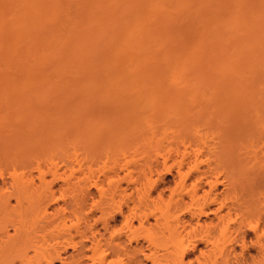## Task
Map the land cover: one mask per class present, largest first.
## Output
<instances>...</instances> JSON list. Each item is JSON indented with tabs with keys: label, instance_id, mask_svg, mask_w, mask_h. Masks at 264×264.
Here are the masks:
<instances>
[{
	"label": "bare ground",
	"instance_id": "bare-ground-1",
	"mask_svg": "<svg viewBox=\"0 0 264 264\" xmlns=\"http://www.w3.org/2000/svg\"><path fill=\"white\" fill-rule=\"evenodd\" d=\"M151 117L170 118L184 130L179 143L183 157H195L188 168L193 180L177 160L179 179L167 194L158 191L152 163L144 181H129L127 160L128 185L116 171L120 178L113 183L109 175V189L91 183L99 198L87 210L81 178L87 169L93 176L91 164L80 165L81 175L74 161L71 171L82 182L73 181L80 188L70 194L77 198L83 188L84 199L49 211L43 199H54L57 190L47 184L65 174L55 154L70 143L88 153L111 145L127 153L138 136L153 137L146 134ZM32 144L42 150L36 168L45 223L35 244L21 207L28 191L24 150ZM0 151L13 169V190H6V178L0 187V264H216L219 257L224 264L237 246L242 255L255 246L264 252V0H0ZM240 184L245 202L227 203ZM263 252L242 264H264Z\"/></svg>",
	"mask_w": 264,
	"mask_h": 264
},
{
	"label": "rangeland",
	"instance_id": "rangeland-1",
	"mask_svg": "<svg viewBox=\"0 0 264 264\" xmlns=\"http://www.w3.org/2000/svg\"><path fill=\"white\" fill-rule=\"evenodd\" d=\"M13 71H9L10 73H11V75H13L14 77H17L18 75L17 74H19L18 73V71H16L15 69H12ZM17 72V73H16ZM20 72V71H19ZM14 73V74H13ZM21 73V72H20ZM15 75H17V76H15ZM19 76H20V74H19ZM174 92H177V91H174ZM158 113H160V112H158ZM168 113V110H166L165 109V111H161V114L162 115H164V114H167ZM159 119H162V120H159ZM168 119H170V118H163V117H157V119L156 120H154L152 117L149 119V121L148 122H150V123H153V125H152V127L153 128H149L150 130L146 133L147 134V136L150 134V136H153L152 138L150 137L149 138V136L148 137H145L144 135H143V138H145L146 140H145V142L143 141L144 139L142 138V135H140V137L138 136V138H137V140H135V141H137V142H135L134 141V145H131L132 147L134 146V148H132L131 150H129V151H127V153H126V151L123 153L122 151H124L126 148L125 147H115L114 145H111V146H107V147H105V148H103L102 150H100V151H98V152H96V153H91L90 151H89V153L88 152H86L87 150L85 149L84 150V148L82 147V146H80V145H78L77 144V146H76V144H74V143H70V145H69V147H66L63 151H61V152H59V153H57V154H55L54 156H53V158H54V160H55V162L56 163H58V165L60 166V168H59V174L61 175L62 174V170H63V172L65 171V174H66V171H68L69 172V170L71 171V167L74 169V168H76L77 167V164L79 163V167H77L76 169L78 170V168H79V171H81V175H82V170H80V169H82L81 167H80V165L82 166L83 164H84V162H85V167H86V164H87V167H89L90 166V164H91V169H92V172H93V176L91 177V172H89L88 173V169L86 170V171H84V172H86V174H87V176L88 177H91V179L89 180V181H87V179H88V177L87 178H85L83 175H82V180H83V183H86V184H83V186H81V187H83V188H85L84 190H86L85 192H83V188H81V189H79V190H77L76 192H79L78 193V197L77 198H75L74 196L76 195V193L73 195V194H70V193H72L73 191H71V190H73L74 189V191L76 190V188L78 187V184H74L75 182H76V180L78 181V183H80V179H78L81 175L79 174L80 172L79 171H77L76 169L74 170V172L73 171H71V173L73 174V175H75L76 174V176H73V175H70L68 172H67V176L63 173V175H61L62 177H64V176H66L67 178V180L65 179V177L64 178H62V177H60V178H62L61 180H60V178L59 179H57V181L55 180V182L54 181H52V182H49V183H53L52 184V186L51 185H49V183L47 184L48 185V188H53V189H55V190H57V192H56V197L54 198V199H46V204H45V200L43 199V201H44V203H43V201H40V202H42L45 206H48L49 207V211H55L56 209H58L59 207H61V206H64L65 208H70V206L68 207V204L69 205H71V209L72 208H74V204H76L77 206H78V204L79 203H82L80 200H81V198H82V192H83V194H85L86 195V197H85V195H84V197L86 198V201H87V210L89 209V207L91 206V203H92V200H93V198L96 200V199H98L99 198V196H98V192L96 191V189H95V187L92 185V184H94L95 182H97L98 180L100 181V183H102V185H103V187L104 188H106V189H109L108 187H112V186H110V183H109V179L111 180V179H114L115 178V181H113V183H115V182H117L118 180H119V178L121 177V178H125V180H124V182L123 181H121V180H123V179H121L119 182L121 183L122 182V185L123 186H127L128 184H127V182H128V179L130 178V176H128V175H126V174H128V170H127V168L125 167V165H126V161L127 160H131V165L130 166H128V169L131 171V176H132V178H130V180L129 181H131V179H133V180H136V179H139V181H144L149 175H150V166H151V163H152V165L153 166H151V168L153 169L152 171H155V172H152L153 173V175H152V177L155 179L156 177V179H159L158 177H160V179H159V181H160V185H159V189H158V191H160L161 189L162 190H164V192L165 193H167V194H169V192H170V187L172 188V187H174V185H175V181H178V179H179V177H177V175H178V170H179V168L181 167V166H179L181 163H183V168H182V170L184 171V172H187V170H188V168H189V165L190 164H192L194 161H193V159L195 158L194 157V155L193 154H191L192 156H190V154L189 155H186V157L184 158L183 157V155H182V151H184V145L182 144V143H179L180 142V140H182L183 139V133H184V130H181V126H179L178 124H173L172 126H171V122L170 121H168ZM158 121V122H157ZM21 123H22V121H20ZM156 123H157V125L159 126V125H162L161 127H158L157 125H156ZM171 123V124H170ZM13 124L16 126V124H17V126H21V124L19 125V121L18 122H16V121H13L12 123H11V125L10 126H12L13 127ZM168 124V125H167ZM165 125H167V126H165ZM157 127V128H156ZM168 130V132H171V134L173 135V133H174V137L173 136H171V134L170 133H167V131H162V130ZM152 132H154L153 134H152ZM159 132V133H158ZM156 133V134H155ZM163 133H166V134H168V135H166V134H164L167 138L165 139V137H164V135H163ZM160 134V135H159ZM162 134V135H161ZM160 136V137H159ZM161 136H163V138H164V140H166L165 142H163V143H161L160 144V141L162 142L163 141V139H162V137ZM170 136V137H169ZM213 135H210V136H208V138H211ZM157 138V139H155V138ZM173 137V138H172ZM147 138H149V140H147ZM161 138V139H160ZM157 140V142H158V144H154V142L155 143H157L155 140ZM170 139V140H169ZM173 139V140H172ZM178 141H177V140ZM195 139H197V142H198V148L199 149H205V151H206V149L207 148H204V144H203V142L202 141H200V138L199 137H195ZM198 139H199V141H198ZM159 140V141H158ZM170 142H169V141ZM138 141H139V144H138ZM146 141H149V144L151 145V146H147L148 145V143L146 142ZM150 141L152 142V143H150ZM154 141V142H153ZM168 142V144H166ZM176 142V144H174ZM200 142V143H199ZM147 143V144H146ZM170 143H172V144H170ZM154 144V145H153ZM163 144V145H162ZM30 145V144H29ZM28 145V146H29ZM33 145V144H32ZM31 145V146H32ZM75 145V146H74ZM157 145L158 146H160V147H157ZM170 145V146H174V147H172V148H170V146L168 147V146ZM176 145V146H175ZM179 145V146H178ZM181 145V146H180ZM29 147V149L27 148L26 150H24L25 152L26 151H29V153H27L26 152V154H28L27 155V159L26 160H28L29 161V163L27 164V165H29V167H28V173H27V168L26 169H24L23 171L24 172H26L25 173V182H26V184L27 185H24V186H27V189L26 190H28L27 191V194H26V197L24 198V200H23V202H22V208L24 209V217H23V225H24V230L26 231L27 230V232H28V239L30 240V242H31V244H35V243H37L39 240H41V232H43L42 230H39V228L41 229V226H39V225H41L42 224V226H43V224L45 225V223H43L44 221L42 220L41 221V217L40 216H42V214H41V210L39 209V205H40V202L38 201V199H39V196L40 195H38V193L39 192H41V188H39L40 187V180H39V173H38V170H37V168H36V166H37V162H39V157H41L42 156V150H41V148L40 147H37L38 145H33V147ZM68 146V145H67ZM27 147V146H26ZM129 147V146H128ZM178 147V148H177ZM181 149H180V148ZM245 147H246V151L247 152H245L244 151V153L247 155V153H248V156L250 157V149L251 148H249L250 147V144L249 143H246L245 144ZM122 148L124 149V150H122ZM130 148V147H129ZM249 148V149H248ZM75 149V150H74ZM120 149L122 150V151H120ZM168 149H170V152H169V150ZM174 149L175 150V152H174V150L172 151V150ZM180 149V150H179ZM188 150H187V152L188 151H190L189 150V148H187ZM250 151H248V150ZM77 150V151H76ZM177 150V151H176ZM245 150V149H244ZM84 151V152H83ZM24 153V152H23ZM39 153H41L40 155H39ZM65 153V154H64ZM176 153V154H175ZM178 153V154H177ZM64 155V158H65V156H66V158L64 159V158H60L61 157V155ZM75 154V155H74ZM86 154V155H85ZM171 154V155H170ZM73 155H74V157H76V158H74L73 157ZM78 156V158H77V156ZM5 156H6V154H4L2 151H0V187H2V188H4L5 187V185L3 184V180H4V178H6L5 180L8 182V185H6V187H8V189H6V190H9V191H12L13 190V186H12V177H11V175H10V173H12L13 172V169H12V167L10 166V167H8V168H6L7 166H9L8 164H5V163H7V162H9L8 160H7V158H5ZM85 156H87V157H85ZM170 156V157H169ZM190 156V157H189ZM7 157V156H6ZM63 157V156H62ZM167 157L169 158L168 160H167ZM213 157V156H212ZM248 157V158H249ZM26 158V157H25ZM39 158V159H38ZM88 158H89V161H88ZM166 158V159H165ZM180 158H182L181 160H180ZM205 159L204 157H201V159ZM42 159V158H41ZM60 159H63V160H66L67 159V162H66V164L65 165H63V160H62V162L60 161ZM75 159H77V160H75ZM78 159L80 160V161H78ZM84 160V161H83ZM133 160V161H132ZM167 162L166 163V166H167V164H168V168H169V174L168 173H163V170L165 169L164 168V162L165 161ZM182 161V160H184L183 162H179L178 163V161ZM77 163V164H75V162ZM83 161V162H82ZM174 161L176 162L177 161V163L176 164H173L174 163ZM74 162V163H73ZM80 162H81V164H80ZM192 162V163H191ZM83 163V164H82ZM137 165H136V164ZM186 163V164H185ZM222 164V163H221ZM75 165V166H74ZM89 165V166H88ZM139 165V166H138ZM64 166V167H63ZM121 166H123V167H121ZM178 166V167H177ZM85 167H83V170H85L84 168ZM138 167V168H137ZM142 167H144V168H142ZM203 167H205V165L204 164H201V168H203ZM70 168V169H69ZM158 168V169H157ZM164 168V169H163ZM2 169H3V171H4V174H3V171H2ZM116 169V170H115ZM155 169V170H154ZM162 169V170H161ZM141 170H142V172H141ZM186 170V171H185ZM2 171V172H1ZM76 171L78 172V173H76ZM114 171H116V172H118L119 173V175H120V177H116L115 176V172ZM144 171V172H143ZM159 171V172H158ZM165 171V170H164ZM189 171V170H188ZM18 172L19 173H21L22 172V169H19L18 170ZM112 172H114L113 174H112ZM193 172H195V171H193ZM193 172H190L189 171V173H190V175L192 174V180L194 179L193 177L195 176V174H196V172H195V174L193 173ZM1 173L3 174V175H1ZM75 173V174H74ZM143 173H146L145 175L143 174ZM69 174V175H68ZM160 174V175H159ZM163 174V175H162ZM194 174V175H193ZM28 175V176H27ZM31 175V176H30ZM80 175V176H79ZM90 175V176H89ZM109 175H111L110 177H113L114 176V178H110L109 177ZM164 177H162V176ZM48 176H50V175H48ZM71 176V177H70ZM126 176V177H125ZM224 175H221L220 177H219V180L220 181H222L223 179H224V177H223ZM71 178L70 180H69V178ZM77 177V179H74V178H76ZM108 177H109V179H108ZM162 177V178H161ZM223 177V178H222ZM49 178V177H48ZM73 178V179H72ZM83 178H85L86 180L84 181V179ZM117 178V179H116ZM135 178V179H134ZM191 179H188V180H186L187 181V184L188 185H190L189 183H191L190 182V180ZM28 180H29V182H28ZM64 180H66L65 181V183L63 182ZM69 180V181H68ZM95 180V181H94ZM117 180V181H116ZM161 180H163V181H161ZM73 181H75V182H73ZM87 181V182H86ZM28 182V183H27ZM57 182V183H56ZM69 182V185L68 184H66V183H68ZM82 182V181H81ZM94 182V183H93ZM92 183V184H91ZM99 183V182H98ZM109 183V184H108ZM245 183V181H243L242 182V184H244ZM25 184V183H24ZM73 184H74V186H73ZM245 184H247V183H245ZM244 184V185H245ZM260 188L263 190L264 189V178L263 179H261V181H260ZM44 185V184H43ZM42 185V186H43ZM46 185V184H45ZM45 185H44V187H45ZM63 185H65V186H63ZM68 185V187H67V189H66V186ZM81 185V184H80ZM85 185H86V187H85ZM131 186H132V184H130ZM241 185V184H240ZM239 185V187L241 188H238V190H237V192H235V193H237L238 194V196L236 197V194L234 195V196H232V197H229L227 200H226V202L227 203H229V204H231V203H238L237 201L240 199V203H242V202H245V200H243V198L242 197H245V195H242V194H244V193H242V192H244L246 189L244 188V186L243 185H241L240 186ZM249 185H250V183H248L247 184V186L246 187H249ZM4 186V187H3ZM51 186V187H50ZM77 186V187H76ZM131 186H129V187H131ZM242 186H243V188H242ZM44 187H42V189L44 188ZM47 187V186H46ZM65 187V188H64ZM74 187V188H73ZM71 188H73V189H71ZM78 188H80V186L78 187ZM77 188V189H78ZM161 188V189H160ZM45 189V188H44ZM63 189H66L65 191L63 190ZM70 189V190H69ZM222 189V186H219V190H221ZM40 190V191H39ZM87 190L89 191V194H88V192H87ZM130 190V192L132 191V188L131 189H129ZM128 190V191H129ZM241 190H242V192H241ZM39 191V192H38ZM43 191V190H42ZM64 192V193H63ZM74 193V192H73ZM240 193V194H239ZM67 194V195H66ZM156 194V193H155ZM72 196V199L70 198L71 196ZM88 195V196H87ZM240 196H242V197H240ZM70 198V199H69ZM78 198H80V199H78ZM242 198V199H241ZM74 199V200H73ZM75 199H78V200H75ZM84 198H82V200H83ZM187 199H189V197H187ZM238 199V200H237ZM245 199V198H244ZM77 201L78 202V204L77 203H75V202H73V201ZM242 200V201H241ZM70 201V202H69ZM80 201V202H79ZM38 202H39V204H38ZM68 204H67V203ZM11 203H12V205L13 206H16V200H15V198H12L11 199ZM72 203H73V205H72ZM37 204H38V206H37ZM65 205H67V206H65ZM80 205V204H79ZM73 206V207H72ZM76 206V207H77ZM44 208V207H43ZM126 209V208H125ZM69 210V209H68ZM99 214V212L98 211H95V215H94V218H96V216ZM203 220H206V221H209V219H207V218H205V217H203L202 218ZM201 219V220H202ZM121 221H122V216L120 215V213L118 212V213H116L115 214V216H114V218L111 220V224L112 225H115V226H119L120 225V223H121ZM40 222H42V223H40ZM92 222H93V220H92ZM69 224V223H68ZM60 225L61 226H63L62 225V223H60ZM60 226V227H61ZM44 227V226H43ZM43 227H42V229H43ZM44 230V229H43ZM40 231V232H39ZM5 232H8L9 234H14L15 233V227L13 226V224H11V223H6L5 224ZM249 237H248V239H247V242L248 241H250V238H251V236H254V234L251 232H249ZM263 241H264V239H263ZM203 246V245H202ZM238 247H240V246H237L236 247V253H237V256L235 257V254L232 256V255H230L231 257H232V259L231 258H229V260L227 259V261H225V259L223 260L222 259V261L224 262H228V264H231V261H232V263L233 264H242V262L241 261H243V258H246V259H248V260H252L253 258H252V255L253 256H257L258 255V253L257 252H263V250H261V249H258L259 247L258 246H255L254 248H249L248 249V251H249V253H243V255H242V251H240L239 249L240 248H238ZM256 247H258V248H256ZM202 248H204V247H202ZM237 248H238V251H237ZM207 250H209V249H207ZM259 250V251H258ZM33 251L32 250H30V254L32 253ZM69 252H71V249H69ZM244 252H247V250L246 251H244ZM196 253H198V252H193V256L191 255V258H194V254H196ZM212 253V252H211ZM238 253H239V255H238ZM264 253V252H263ZM257 254V255H256ZM197 255V254H196ZM259 255H262L261 253H259ZM229 256V257H230ZM223 258H225V257H223ZM233 258H234V262H235V260L237 261V262H233ZM236 258V259H235ZM241 258H242V260H241ZM217 259H221L220 257L219 258H217ZM239 261H238V260ZM216 261V264H219V262L220 263H222L221 262V260L220 261ZM225 262H224V264H225ZM238 262H240V263H238ZM195 263H197V262H195ZM58 264V263H57ZM223 264V263H222Z\"/></svg>",
	"mask_w": 264,
	"mask_h": 264
}]
</instances>
